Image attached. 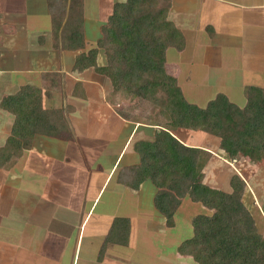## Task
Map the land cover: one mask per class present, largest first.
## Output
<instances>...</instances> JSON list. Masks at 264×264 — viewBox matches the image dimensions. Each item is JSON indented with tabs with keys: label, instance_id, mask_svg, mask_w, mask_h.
<instances>
[{
	"label": "crops",
	"instance_id": "obj_1",
	"mask_svg": "<svg viewBox=\"0 0 264 264\" xmlns=\"http://www.w3.org/2000/svg\"><path fill=\"white\" fill-rule=\"evenodd\" d=\"M70 1L0 0V100L9 94L8 87L15 88L11 93L26 84L41 87L45 109L64 104L72 107L74 131L72 139L36 134L30 149L0 165V264H157L154 255L148 254L150 250L129 244L137 232H131L127 244L109 241L102 250L114 219L125 216L133 224L137 216L134 211L141 202L138 193L125 187L123 190L116 178L117 168L139 163L134 142L152 137L143 134L142 129L139 133L143 125L127 121L112 107L113 100L107 101L104 73L96 71L95 66L81 72L73 70L78 55L99 48L102 26L114 4L125 0H83L84 46L59 50L52 42L50 4L58 3L59 19L66 23ZM169 18L185 36V49L179 52L188 50L190 39L199 47L204 35L215 54L218 49L233 48L236 58L227 65L224 61L210 66L208 59L207 68L200 69L199 63L189 70L211 78L213 73L220 74L221 78L212 84L222 89L232 86L234 99L224 89L216 93L223 92L243 106L247 86L264 89V0H172ZM169 49L167 61L176 62L170 60ZM197 50L200 54V48ZM191 52L189 61L194 66L192 55L196 51ZM99 61L97 54V64ZM70 69L78 77L70 75ZM179 69L176 76L182 79L180 74L188 73L185 80L188 79L189 71H184L181 64ZM45 71L65 74V96L57 91L51 96L45 93ZM208 86L200 81L192 89L202 97ZM82 101L90 104L84 106L85 113L81 110ZM12 122L13 116L10 123L0 126L4 139L11 133ZM137 133L143 135L137 137ZM213 148L204 149L215 157L224 151L219 144ZM243 157L251 160L240 154L245 161ZM242 171L247 173L246 169ZM108 189L113 195L100 208ZM120 252L123 259H116V255L121 257Z\"/></svg>",
	"mask_w": 264,
	"mask_h": 264
},
{
	"label": "trees",
	"instance_id": "obj_2",
	"mask_svg": "<svg viewBox=\"0 0 264 264\" xmlns=\"http://www.w3.org/2000/svg\"><path fill=\"white\" fill-rule=\"evenodd\" d=\"M171 4L172 0L116 2L107 23L102 26L98 42L106 49L109 63L118 74H125V86L134 85V93L138 96H146L151 84L154 93L161 88L158 103L163 105L161 110L165 117L164 125L144 122L160 125L162 129L152 138L134 142L140 161L122 166L117 181L134 191L151 181L156 187L154 206L170 221L186 197L211 210L194 215L192 236L178 246V252L192 257L196 264H264V237L242 200L244 180L233 174L230 179L232 191L206 184L203 168L209 151L186 144L176 133L180 127L203 130L220 139V149L230 159L242 154L259 162L264 157V89L247 86L243 106L223 92L216 93L205 105L188 101L176 84V77L168 75L164 66L169 48L182 51L186 46L181 29L169 19ZM50 11L53 47L59 50L83 47V0L70 1L66 23L59 19L58 3L50 4ZM167 32H170L169 36ZM96 65L97 49H93L78 55L73 70L81 72ZM161 77L166 84L164 88L159 83ZM43 80L48 96L54 91L65 96L68 83L64 73L45 71ZM43 93V88L26 84L1 98L0 108L13 116V122L9 137L0 147V165L30 149L36 134L74 137L70 118L72 107L64 104L60 108L45 109ZM119 114L132 120L126 111L120 110ZM136 121L140 122L135 118ZM130 234V219L116 217L102 250L109 241L127 244Z\"/></svg>",
	"mask_w": 264,
	"mask_h": 264
},
{
	"label": "rangeland",
	"instance_id": "obj_3",
	"mask_svg": "<svg viewBox=\"0 0 264 264\" xmlns=\"http://www.w3.org/2000/svg\"><path fill=\"white\" fill-rule=\"evenodd\" d=\"M49 12L51 13L50 9ZM170 19V18H169ZM177 26V25H176ZM178 27V26H177ZM179 28V27H178ZM185 31V30H183ZM164 33V31H162ZM168 36L170 32H167ZM183 33V32H182ZM189 34L191 32L188 31ZM204 35V34H203ZM184 36V34H183ZM206 35H204L205 37ZM185 37V36H184ZM199 40V47H195L191 43V39L189 40L188 50L186 49L184 52H179L176 48L169 49V56L170 60H176L179 62L184 71L193 70L198 66L195 64L202 63L200 69H204L206 67V60H210V66L218 63H222L225 61L227 63L232 59L235 60L236 56H234L233 48L229 47L225 49H218L217 54L213 53V48L211 47V43L209 40L206 39ZM186 41V40H185ZM4 48V46H2ZM192 48V49H191ZM200 48V52H203V55L200 53L198 54V50ZM97 49L96 47L90 48L89 50ZM191 50L196 51L193 56L192 60L194 66H191ZM168 51V50H167ZM82 54V53H81ZM97 54L99 57L100 54V61L96 65V71L105 74V82L106 86L108 87L105 93L107 97V101L109 102L110 99L113 100L111 102L112 107L117 110V114H119L120 110L126 111L129 113V118L132 120H128L130 122L139 123L143 125L141 129L143 130V134L146 136H154V133L160 131L162 128L161 126H155L158 128H153L150 125L145 124L144 122H156L163 124V119L165 118L162 112V104L159 105V96L161 95L162 89L156 90L155 93L152 90L153 85L148 86V90L146 96H138L134 93L135 86H125V77L124 73H117L116 68H114L109 63V57L106 49L99 45L97 49ZM219 56V57H218ZM167 57V52H166ZM190 60V61H189ZM214 60V62H213ZM176 62H168L167 59L165 61V71L168 75L172 77H176V84L182 88L184 97L191 102L198 103L199 105H205L206 102L214 97L217 91H222L223 89L226 93L234 99L233 97V90L234 88L231 86H226L222 89L220 86H215L212 84V81H217L221 78L220 74H212V78L209 77V74L206 75L205 73H195L194 71H189V77L185 80V75H181V78H178L176 74L180 73V69L178 67L180 64ZM200 67V66H199ZM123 66L120 69V72L123 71ZM207 68V67H206ZM70 75L78 77V73H74L71 69L68 71ZM206 72V69H205ZM211 74V73H210ZM246 75V74H245ZM4 77V76H3ZM79 78H82L80 75ZM159 78V77H158ZM184 79V80H183ZM241 80L243 77L240 78ZM121 80L123 82H121ZM159 83L165 87V82L163 77L159 79ZM208 83V88L203 90V96L196 94V90L192 89L193 84L195 85L197 82ZM15 88L8 87L6 92L11 93ZM1 92V91H0ZM158 98V101H157ZM110 103V102H109ZM83 109L82 113L87 112L84 108L85 105H90L85 101H82L80 104ZM117 107V108H116ZM113 108V109H114ZM161 114V115H160ZM140 120V122L136 121L135 118ZM149 119V121H145V119ZM12 120V115L9 112L4 111L0 108V126L7 124ZM86 124V123H85ZM146 125V127H144ZM72 126V125H71ZM73 128V126H72ZM178 131V132H177ZM176 133L178 134L179 138L185 141L186 144L189 145H200L204 148H215L218 144L220 145L218 138L206 133L203 130H189L187 128L180 127ZM175 132V130L173 131ZM137 133V137L142 136L143 134ZM3 135L0 132V147L5 144L6 139L2 137ZM72 139V138H70ZM74 138L73 140H75ZM213 148V149H214ZM224 152V153H223ZM219 154V156H214L213 153L209 151L208 154V161L205 167L203 168L204 173V182L211 187L221 188L226 191H232V185L230 183V179L233 174H238L245 182L242 200L251 212L254 217L255 225L259 232L264 237V159L259 161L260 163H255L249 159L242 160L240 159V154L237 155L234 159H228L226 162L224 159L228 157L227 153L223 151ZM221 157V158H219ZM237 159V160H236ZM126 166V165H124ZM243 169H246L247 173H243ZM120 168H117V176L119 173ZM117 178V177H116ZM121 184V183H120ZM123 185V184H122ZM143 186V187H142ZM142 191L140 192L139 189L137 191L132 190L130 187L123 185V190L125 187L130 191L138 193L137 199L140 206L134 212L136 216L133 224L130 220V229L131 232H137L138 234H134L130 239L129 244L132 242L138 246L137 249L150 250L148 254L154 255L155 262L157 264H196L194 259L188 255H182L178 252V246L181 241L187 239L192 236L193 230L191 227V219L194 217L196 213H210L211 210L206 208L201 203H195L190 198L186 197L182 200V203L179 205L175 217L170 221L166 219L154 206V202L152 199L151 194L156 191V187L152 184L151 181H146L142 185ZM144 189V190H143ZM89 191L88 194H90ZM113 195L108 189L103 197L102 201L99 204V207L102 208L105 206V201ZM115 197V195H114ZM119 217V216H117ZM134 227V229L132 228ZM121 254V252H120ZM123 254V253H122ZM119 256H115L116 259L122 258ZM158 254V255H157ZM163 257H162V256ZM123 259V258H122ZM175 262V263H174ZM130 264V263H129Z\"/></svg>",
	"mask_w": 264,
	"mask_h": 264
}]
</instances>
